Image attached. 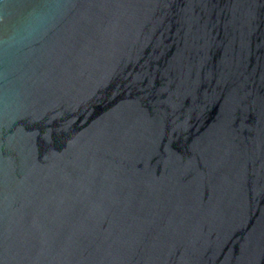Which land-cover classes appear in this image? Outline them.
I'll use <instances>...</instances> for the list:
<instances>
[{
    "label": "water",
    "instance_id": "1",
    "mask_svg": "<svg viewBox=\"0 0 264 264\" xmlns=\"http://www.w3.org/2000/svg\"><path fill=\"white\" fill-rule=\"evenodd\" d=\"M0 264H264V0H0Z\"/></svg>",
    "mask_w": 264,
    "mask_h": 264
}]
</instances>
